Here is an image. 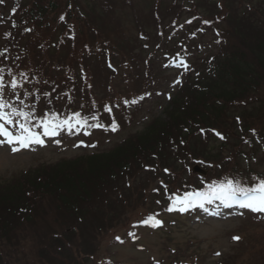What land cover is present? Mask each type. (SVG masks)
Listing matches in <instances>:
<instances>
[{
    "label": "trees",
    "instance_id": "16d2710c",
    "mask_svg": "<svg viewBox=\"0 0 264 264\" xmlns=\"http://www.w3.org/2000/svg\"><path fill=\"white\" fill-rule=\"evenodd\" d=\"M143 2L33 0L26 10L29 15L24 14L5 26V33H10V39H14L9 49L15 52L14 47H18L17 52L26 60H23L26 71H21L14 59L0 58L2 67L5 63L3 76L7 77L8 85L15 76L29 90L37 87L44 91L52 84L55 75L52 73L57 72L67 57L71 67L76 64L94 73L96 57L100 61L104 59V45L109 46V51L112 48L115 51L117 45L120 49L126 47L129 59H123V66L131 72L134 61L127 45L134 38L136 26L142 23L149 29L152 24L139 13L146 10ZM161 2L157 5L159 9ZM258 4L264 10V1ZM60 11L70 28L84 34L93 33L89 45L81 46L85 37L70 35L62 23L56 28L51 26L47 33L41 32L40 25L49 20L56 22ZM131 15L134 16L132 21ZM262 17L256 9L249 13L242 10L240 17L238 13L228 17V25L225 23L222 27L229 26L230 30L222 28L217 32V38L212 40L213 50L207 52L209 49L203 46L196 51L198 54H193L182 91L169 102L176 104L172 106L174 110H166L162 118L149 120L138 132H128L129 135L108 150L74 160H60L56 168L33 169L34 176H30L27 188L30 196L26 195L25 187L22 188L25 180L0 185V264H38L49 260L46 255L52 256V264H89L88 255L96 254L101 232L109 225L110 217L102 209L107 206V195L120 188L121 176L130 173L134 166L141 169L142 174H149L156 166L173 168L202 159L209 170L203 180L214 182L230 178V173L241 166L244 156L247 159L241 141L261 124V118L250 122L253 116L246 113V109L264 108ZM9 20L4 18L0 23ZM57 36L59 49L56 50L52 43ZM185 46L192 52L186 41L182 51ZM65 48V56L53 60L54 54H62ZM14 52L9 51V55L14 57ZM134 71L138 76L143 73ZM59 80L63 81V77ZM66 80L68 84L73 82V78ZM139 83L146 87L143 81ZM115 88L134 97L139 84L129 82L126 88ZM87 98L89 100L80 104L93 107L100 103V99ZM261 115L264 118V110ZM241 119L246 123L241 124ZM254 121L258 123L252 124ZM248 141L253 142L251 135ZM139 186L145 188L143 178ZM143 196L140 189L137 200L141 201ZM109 213L112 218L119 216L116 210Z\"/></svg>",
    "mask_w": 264,
    "mask_h": 264
},
{
    "label": "rangeland",
    "instance_id": "374dc122",
    "mask_svg": "<svg viewBox=\"0 0 264 264\" xmlns=\"http://www.w3.org/2000/svg\"><path fill=\"white\" fill-rule=\"evenodd\" d=\"M143 1L147 10L150 11L153 0ZM161 1L162 9H166L170 13H178L180 16L176 26L170 24L166 26V23V25L161 27V30L167 35H175L178 38L170 40L172 42L165 46L164 39L166 36L160 38V36L155 33V35L148 37V41L144 43L147 48H144V44L141 45L142 42L138 36L139 33L135 34V51L137 54L134 55V68L138 70L140 67V70L145 73L140 78L141 82L143 81L144 83H147L146 80L148 77L146 74H150L154 78L153 94L144 102L141 97L135 98L131 101H126L134 106L135 111H140V115L138 118L133 119L134 122H130L127 118L124 119L121 124H117V128L121 129L119 131L121 136H124L126 132L141 130L142 124H140V122H144L147 118L152 116L163 117V113L166 110H174V107L172 106L176 104L172 105L171 103H168V100L173 96L172 91L175 89L174 85L177 81L176 76H174L175 71H173V69L179 66V63L174 62V60L166 61V58H169L171 55L164 52L171 48L173 51L176 50L175 44L178 40H181V38L183 41L190 44L192 52L188 51V54H198L196 51H199L201 46H206L209 49L207 52L213 50L211 41L215 36L213 37V35H211L212 31H209L210 27H208V30L200 28L196 32L195 29L198 27L196 25L201 22V18L208 15L207 12H219L214 7V1L186 0L187 2L185 1V3L177 0L176 2L172 0H169L171 2L166 0ZM158 4L160 5V0H158ZM231 7L234 8L233 5H231ZM184 8L186 9L185 13L184 11L180 13V9ZM244 9L245 8L243 7L242 10L249 13L246 9ZM190 10H192V13H189ZM242 10L238 9L236 12L239 17ZM192 15H197V19H192L190 22V25L194 27L187 28L189 16ZM242 18L244 20V17ZM241 24H244V21H242ZM211 26H213V24H211ZM164 27L165 30H168L167 32L164 30ZM227 29L230 30V27L227 26ZM227 29H224V31H228ZM139 31H141L142 34L146 32L144 27H139ZM183 54L188 55L186 49L183 51ZM170 59H172V57H170ZM167 68L172 70L166 71L165 69ZM126 75H128V73ZM102 83H104V81L101 80L100 84ZM16 97L17 95L12 94L11 91H4V98L6 100L18 108L24 107V99L20 96L19 99ZM132 101H135V103H132ZM58 116L60 115L58 114ZM93 124H100L102 125L101 128L105 127L106 129L113 131V123L105 125L103 123L95 122ZM86 129L91 137H94L97 133L91 126H87ZM39 130L40 131L38 132H43L42 128ZM42 138L44 140L43 145L35 144L23 148L15 144H0L1 182H4L7 178L11 177L12 174L18 175L27 168L31 167L26 174V176H29L28 181H30V176H34L33 168L38 165H44L41 168H46V170H48V168H56L55 166L61 158H73L84 153H90V151L95 149V145L93 144L95 141L98 142L97 149L101 151L108 149L112 143L116 142L114 136L111 137L108 142L105 139L101 140L96 137L88 139L86 135H83L82 129H80V131H76L75 128H73L71 133L66 128H62L59 130L58 135L51 137L45 136ZM3 139V137H0V140ZM57 141H59V143H57ZM14 147L19 150L13 151ZM261 153V151L258 152V154ZM254 162L258 163L259 161L255 160ZM253 181L254 179L251 178L249 183L251 184ZM151 204V202L148 203L150 206ZM243 210L244 209L236 205L227 207L219 199H213L211 202L205 201L203 207L195 205L194 210L187 213L186 217L174 219L176 220L175 229L156 231L157 227L163 226L164 223L166 226L168 221L170 222L173 220L170 219L169 216H164L162 217L163 220L161 226L152 227L149 225L147 227H140L139 236L135 240H127L123 244H113L114 242L112 237L119 234L122 236L124 231L128 229V226L124 225V219L119 218L118 220L112 222V230L108 233L106 232L102 237V241L104 240V243L102 242L101 250L97 256L98 264H170L167 262L166 251L170 249L172 243L175 247H183L184 243L188 241L190 246L185 252V255L182 254L179 256V261L191 259V262L194 263L189 264H212L218 259L217 254L226 249L229 243L228 234L230 232L234 233L235 228L240 223L241 218L237 219L236 215ZM179 223L184 224V226ZM108 224H110V222ZM167 238H169V240H167ZM195 254H197L198 260L195 258ZM46 257L49 258L47 262L41 261L38 264H52V256L46 255ZM162 260H165L166 262ZM177 264L184 263L180 262ZM249 264H253V262H250Z\"/></svg>",
    "mask_w": 264,
    "mask_h": 264
},
{
    "label": "snow or ice",
    "instance_id": "6c2138e0",
    "mask_svg": "<svg viewBox=\"0 0 264 264\" xmlns=\"http://www.w3.org/2000/svg\"><path fill=\"white\" fill-rule=\"evenodd\" d=\"M3 2L4 0H0V4ZM12 11L15 12L16 9L13 8ZM205 23H208V21H205ZM13 27H15L14 23ZM5 35H10V33H6ZM6 51L7 49L4 50V52ZM4 52H0V56H3ZM3 71L4 69L0 68V137H4L3 140H0V144H19L20 147H28L33 143L43 145L44 140L42 137L56 136L62 128H66L71 133L73 128L76 131H80L81 128L87 126L88 117H82L79 112L61 119L54 112L51 114L45 113L37 117L34 115L36 111L35 107H31L28 111H25L24 108L16 107L4 98L5 81L2 75ZM9 74H11V70H9ZM20 75L27 79L24 73H20ZM18 87H22V85L13 76L10 82V88L13 94L16 93ZM43 95L47 97L50 93H44ZM16 98L19 99V96L17 95ZM132 103H135V101H132ZM106 110L111 111L110 108H106ZM92 119H96V117L93 116ZM33 120L37 121L36 124L32 123ZM9 126L14 127L15 131ZM93 126L102 127L100 124ZM37 127L42 128L43 132L35 131L34 129ZM117 127L118 125L113 123L112 130L115 131ZM18 150L16 147L13 148V151ZM213 199H219L227 207L236 204L242 209H248L256 213H264V178L253 181L250 185H245L239 179L228 178L225 182L217 183L214 181L208 186L207 191L186 192L183 196L173 195L168 211L174 210L177 206H179L180 211H185L188 207H192L196 203H199L200 207H203L205 201L211 202ZM141 223L156 227L162 222L156 219L155 215H149ZM234 239H239V237H234Z\"/></svg>",
    "mask_w": 264,
    "mask_h": 264
}]
</instances>
